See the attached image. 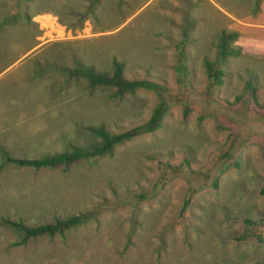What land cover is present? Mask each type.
<instances>
[{"label":"rangeland","instance_id":"1","mask_svg":"<svg viewBox=\"0 0 264 264\" xmlns=\"http://www.w3.org/2000/svg\"><path fill=\"white\" fill-rule=\"evenodd\" d=\"M88 1L0 0V55L19 58L0 90L22 123L7 154L35 159L88 145L87 127L131 128L158 102L145 89L109 98L63 67L103 71L116 56L125 76L157 82L177 101L156 131L67 170L3 163L0 154V264H264V0H99L92 11ZM222 30L238 33L239 53L211 86L204 61L218 67ZM181 168L210 176L197 182ZM78 212L93 216L21 245L2 225Z\"/></svg>","mask_w":264,"mask_h":264},{"label":"trees","instance_id":"2","mask_svg":"<svg viewBox=\"0 0 264 264\" xmlns=\"http://www.w3.org/2000/svg\"><path fill=\"white\" fill-rule=\"evenodd\" d=\"M99 0H89V10L92 11L94 5ZM45 20L56 21L51 19L52 15H43ZM238 39V33L235 31H225L222 30L217 36V41L215 47L218 53V64L213 65L208 59H205L207 75L211 79V86L220 85L221 77L223 74V64L226 57L236 56L239 53V49L233 46V42ZM1 56V55H0ZM66 72L71 76L84 77L88 86L91 88L101 87L108 91V97L112 99L123 98L128 94H134L137 90L145 89L152 91L157 94L158 102L152 109L149 118L141 124L135 125L131 128L114 132L104 126H91L87 127L88 131L95 138L94 141L88 145H73L71 148L55 154L45 155L40 158H14L10 157L8 154L3 157V163H13L18 166H27L35 169L40 168H62L67 170L70 166L77 164L78 162L86 159H95L97 157L111 154L116 146L130 141L140 135L148 134L159 129L163 123V118L167 113L169 106L175 103L177 100L173 95H170L168 89L163 85L150 81L147 79H131L124 75V63L113 56L110 61V66L103 70H97L93 66H85L77 63L74 68L70 69L68 67H63ZM251 79L257 78L254 71L248 73ZM249 82V83H248ZM246 84V89L248 90L247 95L250 98L256 90V87L249 80ZM243 98V94L237 95L235 97L236 101ZM187 112L184 111V115ZM235 141V139H234ZM238 148V145L237 147ZM232 150L234 151L233 147ZM225 156H229L226 153ZM261 156L264 163V146L261 147ZM186 166L188 167L189 162L185 160ZM234 167H237L241 172L246 169V166L241 162L239 158L233 159L231 163ZM226 169L221 168L215 174V179L212 180V186L217 187L218 178L222 172ZM179 172V171H177ZM181 174L187 177L193 176V179L197 182H201L208 176L209 173H198L193 171L187 172L185 168H181ZM166 182V180L164 181ZM260 192L264 194V188L260 189ZM188 200L186 199L184 206L187 205ZM92 212H78L71 214L65 218H57L51 223H42L36 226H29L21 221H14L10 219H3L2 225L7 228L12 229L20 235V240L16 242V245L24 244L29 238H36L38 236H49L53 237L56 234L63 236L64 232L70 228L77 227L81 224L87 222L88 219L92 218ZM246 224H251L252 220L250 217H243Z\"/></svg>","mask_w":264,"mask_h":264},{"label":"crops","instance_id":"3","mask_svg":"<svg viewBox=\"0 0 264 264\" xmlns=\"http://www.w3.org/2000/svg\"><path fill=\"white\" fill-rule=\"evenodd\" d=\"M16 61H19V58L16 60H12L11 58L1 55L0 76L15 70L17 67H12V64L15 63ZM4 95H5V90L1 89L0 90L1 98H4L7 95V90H6V95L5 96ZM4 99H2V101H4L3 103H6V105H1L2 103H0L1 105L0 106V154H2L3 157L7 153H9L8 151L12 145V142L16 137V134L14 135V124H19V123L22 124L21 121L19 120H18L19 122H14L15 121L14 112H13L14 107L12 104V98L10 100H7L5 97Z\"/></svg>","mask_w":264,"mask_h":264},{"label":"bare ground","instance_id":"4","mask_svg":"<svg viewBox=\"0 0 264 264\" xmlns=\"http://www.w3.org/2000/svg\"><path fill=\"white\" fill-rule=\"evenodd\" d=\"M53 30H54L55 32H58L59 34H63V33H64V31H63V27L60 26V25H54V26H53Z\"/></svg>","mask_w":264,"mask_h":264}]
</instances>
